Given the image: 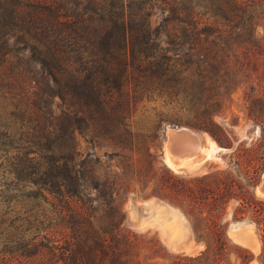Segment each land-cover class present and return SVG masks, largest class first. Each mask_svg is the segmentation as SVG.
Returning a JSON list of instances; mask_svg holds the SVG:
<instances>
[{"label": "trees", "instance_id": "trees-1", "mask_svg": "<svg viewBox=\"0 0 264 264\" xmlns=\"http://www.w3.org/2000/svg\"><path fill=\"white\" fill-rule=\"evenodd\" d=\"M82 1L1 0L0 80H10V52L24 50L25 62L37 67L32 106L40 120L29 130L24 160L16 153L10 162L13 182L0 199V264H114L110 242L126 237L113 221L118 207L112 192L99 194L105 227L95 225L94 209L82 200L85 188L112 184L96 180L92 168V182L80 175L72 141L85 116L106 120L123 112L127 84L137 90L158 80L164 94L177 95L194 123L207 129L234 80V65L221 57L264 55L255 38L264 0H210L209 6L197 0ZM154 10L159 21L151 24ZM159 34L166 52L153 43ZM71 105L76 110L69 111Z\"/></svg>", "mask_w": 264, "mask_h": 264}, {"label": "rangeland", "instance_id": "rangeland-1", "mask_svg": "<svg viewBox=\"0 0 264 264\" xmlns=\"http://www.w3.org/2000/svg\"><path fill=\"white\" fill-rule=\"evenodd\" d=\"M197 2L210 5V0ZM1 5L0 0V24L5 21ZM149 21H159L156 10ZM255 38L264 45L263 20L257 22ZM153 43L163 51L168 47L163 34ZM10 53L5 70L10 80H0V199L13 182V155L24 160L29 130L40 120L32 106L37 67L25 62L24 50ZM221 59L234 65V80L207 129L198 127L177 95L166 96L165 83L156 80L137 90L127 84L123 112L106 120L85 116L81 131L74 132V159L85 183L96 179L91 168L96 180L112 182L106 190L85 188L82 200L94 209L95 225L105 227L99 194L112 192L118 207L113 221L126 237L110 242L114 264H264V197L257 193L264 176V55ZM247 107L262 122L248 117ZM59 108L54 97L52 110L57 114ZM175 127L196 133L200 147L210 142L220 150L211 156L197 150L175 159L177 166L168 165L165 132Z\"/></svg>", "mask_w": 264, "mask_h": 264}, {"label": "bare ground", "instance_id": "bare-ground-1", "mask_svg": "<svg viewBox=\"0 0 264 264\" xmlns=\"http://www.w3.org/2000/svg\"><path fill=\"white\" fill-rule=\"evenodd\" d=\"M199 143H200L199 136L191 133L182 139L176 140L172 152L170 154L167 153V155L169 156L167 157V164L173 167L177 166L174 164L175 159L176 160L182 159L185 155L192 154L197 150L199 151L203 150V152L206 153L208 156H211L214 153H216L218 150H220L219 147H217L214 143L209 142L208 143L209 146H207V148L205 147V149L200 147Z\"/></svg>", "mask_w": 264, "mask_h": 264}, {"label": "water", "instance_id": "water-1", "mask_svg": "<svg viewBox=\"0 0 264 264\" xmlns=\"http://www.w3.org/2000/svg\"><path fill=\"white\" fill-rule=\"evenodd\" d=\"M190 133L196 134L185 127L167 128L165 132V149L167 153L170 154L172 152L176 140L182 139ZM257 193L259 196L264 197V176L257 187Z\"/></svg>", "mask_w": 264, "mask_h": 264}]
</instances>
